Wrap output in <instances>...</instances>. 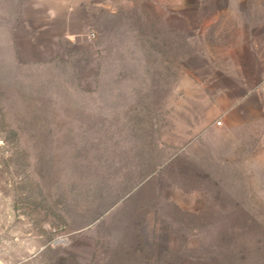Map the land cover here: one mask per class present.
Returning a JSON list of instances; mask_svg holds the SVG:
<instances>
[{
	"label": "rangeland",
	"instance_id": "rangeland-1",
	"mask_svg": "<svg viewBox=\"0 0 264 264\" xmlns=\"http://www.w3.org/2000/svg\"><path fill=\"white\" fill-rule=\"evenodd\" d=\"M92 1L40 32L0 0V264H264V121L217 149L203 101L217 30L264 32V0ZM121 46L160 63L122 80Z\"/></svg>",
	"mask_w": 264,
	"mask_h": 264
},
{
	"label": "crops",
	"instance_id": "crops-1",
	"mask_svg": "<svg viewBox=\"0 0 264 264\" xmlns=\"http://www.w3.org/2000/svg\"><path fill=\"white\" fill-rule=\"evenodd\" d=\"M91 1L59 0V3H56L57 6H50L49 0H36L35 3H29L27 8L22 6L21 11L27 13V9H29L41 15L40 19L45 24H41L38 29L42 32L48 28L47 22L50 19L51 8L52 11L56 10L55 13L60 15L62 23H65L74 8H79L82 3H90ZM209 1L211 3H229V0H208V3H210ZM243 2L244 0H231V3ZM217 21V24H219L218 18ZM241 21L240 17H227V20L222 23L227 25L232 23L234 25L232 33L229 28L223 32L217 30L215 35L217 40L216 50L214 52V46L212 45L210 54L207 53L211 62L209 64L206 61L207 64H204L207 76L203 80L206 81L208 95L205 98L203 97V101L205 99L207 102L216 105V121L213 124L212 132H215L217 137L215 143L212 138L208 137L209 142L215 144L217 149L221 148V150L227 145L233 144L235 146L240 145L242 149L248 152L251 150L254 152L258 138L256 127L258 122L264 121V38L261 37L264 32L254 33L257 37L262 38L259 39L262 43L257 40V44L254 46L252 42L248 41V38L254 34L249 32L242 37L241 32L238 31ZM24 29L28 30V28ZM59 37L71 45V40L75 37V34L62 33ZM29 42L31 40L24 41V46L28 47ZM17 46L14 41L13 48L15 49ZM24 46L20 47L23 48ZM154 49H129L122 46L109 49L108 55L112 57V70L117 73L121 72V79L124 80L130 66H136L141 62L139 60L141 56L152 55L153 58L156 54L159 56L157 60L159 64L161 54ZM110 94L115 96L116 92L112 91ZM216 122H220V125H215ZM186 148H188L187 145Z\"/></svg>",
	"mask_w": 264,
	"mask_h": 264
},
{
	"label": "built area",
	"instance_id": "built-area-1",
	"mask_svg": "<svg viewBox=\"0 0 264 264\" xmlns=\"http://www.w3.org/2000/svg\"><path fill=\"white\" fill-rule=\"evenodd\" d=\"M216 125H217V126L220 125V122H216Z\"/></svg>",
	"mask_w": 264,
	"mask_h": 264
}]
</instances>
